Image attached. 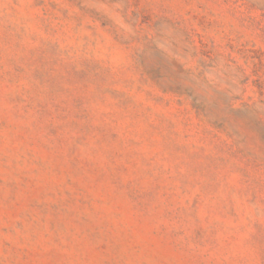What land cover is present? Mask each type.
Returning a JSON list of instances; mask_svg holds the SVG:
<instances>
[{
	"label": "rangeland",
	"instance_id": "rangeland-1",
	"mask_svg": "<svg viewBox=\"0 0 264 264\" xmlns=\"http://www.w3.org/2000/svg\"><path fill=\"white\" fill-rule=\"evenodd\" d=\"M0 264H264V0H0Z\"/></svg>",
	"mask_w": 264,
	"mask_h": 264
}]
</instances>
